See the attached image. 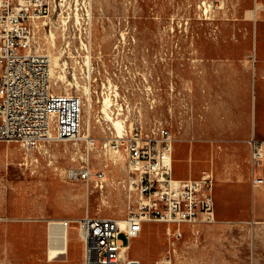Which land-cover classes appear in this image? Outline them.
Instances as JSON below:
<instances>
[{"label": "rangeland", "instance_id": "374dc122", "mask_svg": "<svg viewBox=\"0 0 264 264\" xmlns=\"http://www.w3.org/2000/svg\"><path fill=\"white\" fill-rule=\"evenodd\" d=\"M50 23L55 46L52 36L38 42L51 57L52 87L81 97L79 137L86 132L95 138L91 165L108 163L113 183L98 190L66 179L65 171L79 164L80 138L49 142L47 153L33 163L25 160L29 154L18 142L0 141V264H82L74 220L86 213L119 220L127 214L129 197L115 183L126 175L123 160L111 165L112 155L99 149L113 129L104 118L106 95L111 117L169 129L173 177L210 169L203 127L215 95L212 76L228 60L253 62L256 27L258 44L264 36V0H55ZM192 143L197 148L191 153ZM245 183L241 177H215L214 185L237 193L248 191ZM224 203L223 198L217 201L215 223L182 225L178 238L173 227L167 232L166 223H145L126 259L138 264H264V227L236 210L235 197L223 212ZM241 207L247 209V203ZM63 221L71 225L69 241L64 253L51 258L48 227Z\"/></svg>", "mask_w": 264, "mask_h": 264}, {"label": "built area", "instance_id": "2783aa9c", "mask_svg": "<svg viewBox=\"0 0 264 264\" xmlns=\"http://www.w3.org/2000/svg\"><path fill=\"white\" fill-rule=\"evenodd\" d=\"M55 0H0V141H16L31 159L47 153L52 141L80 138L83 103L81 97L54 91L51 84V57L42 52L39 38L51 36L50 14ZM120 121L111 137L99 145L100 152L112 155L111 165L123 160L125 177L115 183L129 197L123 220L91 216L74 220L82 243V264H138L126 259L131 240L148 222L167 224V232L182 236L181 226L213 224L216 221L213 190L215 175L204 169L197 177L175 178L172 174L173 141L169 129L154 123ZM79 164L65 171L66 179L84 181L103 190L113 183L107 177L109 164L91 165L95 138H80ZM252 167L263 159V143L248 141ZM252 183H264L255 177ZM123 235L125 240L120 238Z\"/></svg>", "mask_w": 264, "mask_h": 264}, {"label": "crops", "instance_id": "0c3cea01", "mask_svg": "<svg viewBox=\"0 0 264 264\" xmlns=\"http://www.w3.org/2000/svg\"><path fill=\"white\" fill-rule=\"evenodd\" d=\"M257 31L256 27L252 63L248 60L238 63L228 60L217 66L212 76L215 95L206 111L203 131L206 154L215 177H241L248 186V191L241 188L234 193L229 187L221 191L214 185L216 217L217 201L224 199L225 203L221 206L225 207L224 212L232 207L228 201L235 197L236 210L249 214L253 223L264 227V183H252L255 177L264 181V155L262 162L252 167L248 144L252 137L260 140L264 153V36L258 44ZM194 147L196 145L192 143L191 153ZM243 203H247V209L241 207Z\"/></svg>", "mask_w": 264, "mask_h": 264}, {"label": "bare ground", "instance_id": "6f19581e", "mask_svg": "<svg viewBox=\"0 0 264 264\" xmlns=\"http://www.w3.org/2000/svg\"><path fill=\"white\" fill-rule=\"evenodd\" d=\"M51 36H52L51 38L53 41H50L51 42L50 45H52V47H53V46H55V36L52 34V32H51ZM56 77L58 78L57 75H56ZM110 100L111 99L108 95L104 96V98H103V112L106 113V116L104 118H107L108 120H110L111 123L117 129V131H120V121L117 120V118L111 117L108 110H107V108L111 105ZM84 135H86V132ZM172 163H173V160H172ZM55 223L56 222H50L49 227H48V229H49L48 249H49V256L51 258H55L59 254L65 252V243H66V241H69V234L68 233H69V228L71 226L66 221L61 222L60 225H54Z\"/></svg>", "mask_w": 264, "mask_h": 264}]
</instances>
